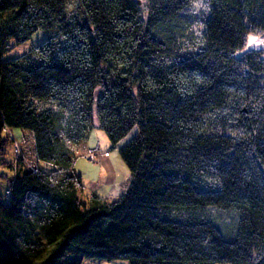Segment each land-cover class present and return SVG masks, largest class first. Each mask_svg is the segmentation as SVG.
Listing matches in <instances>:
<instances>
[{
	"label": "trees",
	"instance_id": "obj_1",
	"mask_svg": "<svg viewBox=\"0 0 264 264\" xmlns=\"http://www.w3.org/2000/svg\"><path fill=\"white\" fill-rule=\"evenodd\" d=\"M198 1L152 0L144 22L138 1L92 0L80 25L68 0H0V168L14 182L0 199V264H264V58L236 55L264 34V0ZM52 23L57 53L44 43L28 69L2 59L9 39ZM3 126L19 156L6 157ZM133 127L118 151L125 189L86 191L74 147L93 128L113 146ZM222 214L232 221L216 225Z\"/></svg>",
	"mask_w": 264,
	"mask_h": 264
},
{
	"label": "rangeland",
	"instance_id": "obj_2",
	"mask_svg": "<svg viewBox=\"0 0 264 264\" xmlns=\"http://www.w3.org/2000/svg\"><path fill=\"white\" fill-rule=\"evenodd\" d=\"M92 1V0H68L66 4V15H67V21L71 22L74 20L80 25H83L86 23L85 17L83 15V7L85 3ZM138 1V5L141 10V19L145 22L146 20V15H147V10L150 7L152 0H134ZM196 9L200 8L201 10L203 9L202 1H198L196 4ZM4 15L0 16V23L3 20ZM64 38L58 33L57 27L54 23L51 24V28L48 30H38L32 36L20 43L16 44L13 39H9L6 42V48L4 52L2 53V59L3 60H9V59H14L16 61V64L22 68L28 69L33 65H37L42 61V58L39 55V52L36 50L38 48H41L44 43H48V45H52L49 55L51 56L52 53L55 54L57 53L55 49V45H60L61 47L63 46ZM62 44V45H61ZM54 46V47H53ZM249 50H261L263 51V58H264V34L262 33H249L246 37V45L243 50L239 51L236 55L239 56L243 54L246 51ZM55 56V55H54ZM34 102V105L39 109H44V108H51L54 109L55 105L48 103V102H38L35 100H32ZM14 134L17 135V131H13ZM98 139L103 142L108 146L106 147L107 150H110V144L105 136V134L102 131L97 132ZM6 157L11 159L13 158V147L11 143L7 142L6 147ZM111 153L115 152L118 154L116 150H111ZM21 153V149H20ZM77 152L75 151V155L77 156L76 160H84L85 163H91L89 162L85 156L83 155L80 157V155L76 154ZM119 155V154H118ZM120 157V156H119ZM28 160H34V154H33V146L30 145V155L28 157ZM121 160V158H120ZM122 161V160H121ZM38 169L39 171L43 173H49L52 171L53 167L51 165H48L44 162H38ZM0 171H3V173L6 174L7 178H2L0 176V199L4 198V192L5 189L7 188V180L12 178V175L10 171L8 170H3L0 168ZM8 171V172H7ZM129 180V179H128ZM233 216L231 214H222L219 219L215 221L216 225H220L221 221L225 222H230L232 221ZM149 238H157L156 235L154 234H149V233H144L142 234V239L146 241ZM82 264H128L126 261L122 260H112V261H105V260H95V259H84ZM220 264H228V263H220Z\"/></svg>",
	"mask_w": 264,
	"mask_h": 264
},
{
	"label": "crops",
	"instance_id": "obj_3",
	"mask_svg": "<svg viewBox=\"0 0 264 264\" xmlns=\"http://www.w3.org/2000/svg\"><path fill=\"white\" fill-rule=\"evenodd\" d=\"M98 131L96 128L91 129L86 140L74 147L77 155L82 157L90 153L95 161L93 163H85L84 160L77 161L76 156L72 169L80 176L82 186L86 191L94 192L100 199L112 200L122 193L130 176L119 155L110 151L113 149L118 152L127 143L120 147L118 143L110 145V150H107L108 146L105 143L103 146L104 141L98 139ZM53 172H55L54 168L49 173ZM116 186L119 187L116 193L107 192V188L113 189Z\"/></svg>",
	"mask_w": 264,
	"mask_h": 264
},
{
	"label": "built area",
	"instance_id": "obj_4",
	"mask_svg": "<svg viewBox=\"0 0 264 264\" xmlns=\"http://www.w3.org/2000/svg\"><path fill=\"white\" fill-rule=\"evenodd\" d=\"M5 134L7 135V139L9 141V143H11L12 147H13V155L14 156H19L20 154V144H19V138L16 136V134L14 133H11L9 131H4ZM85 158L89 161V162H93L94 159H93V155L92 154H86L85 155ZM13 170L16 169V165L13 166ZM2 177L3 178H6V175L5 174H2ZM13 180L9 181L8 182V185H7V188L4 192V197L7 198L9 195H10V189L13 185Z\"/></svg>",
	"mask_w": 264,
	"mask_h": 264
},
{
	"label": "bare ground",
	"instance_id": "obj_5",
	"mask_svg": "<svg viewBox=\"0 0 264 264\" xmlns=\"http://www.w3.org/2000/svg\"><path fill=\"white\" fill-rule=\"evenodd\" d=\"M135 128L136 127H133L129 132H128V134L124 137V138H122L120 141H118L117 143H118V146L120 147V146H122V145H124L125 143H128L127 141L131 138V136L134 134V131H135ZM2 129H3V131H9V132H11V133H14L12 130L10 131V129H7V128H5L4 126L2 127ZM137 129V128H136ZM5 133V132H4ZM116 143V144H117ZM104 154H107V153H104ZM93 159H94V156H93ZM94 161H95V159H94ZM93 161V162H94ZM93 162H91V163H93ZM106 189V188H105ZM118 189H119V187H114L113 189H109V188H107L106 190H107V192H109V193H116L117 191H118Z\"/></svg>",
	"mask_w": 264,
	"mask_h": 264
},
{
	"label": "water",
	"instance_id": "obj_6",
	"mask_svg": "<svg viewBox=\"0 0 264 264\" xmlns=\"http://www.w3.org/2000/svg\"><path fill=\"white\" fill-rule=\"evenodd\" d=\"M136 133H137V129L135 128L134 134L131 136V138L127 142H129L135 136Z\"/></svg>",
	"mask_w": 264,
	"mask_h": 264
}]
</instances>
